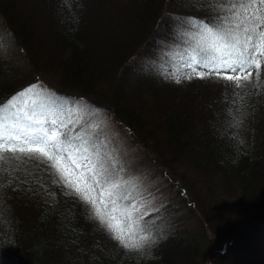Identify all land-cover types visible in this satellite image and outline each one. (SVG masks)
Segmentation results:
<instances>
[{
  "label": "trees",
  "instance_id": "trees-1",
  "mask_svg": "<svg viewBox=\"0 0 264 264\" xmlns=\"http://www.w3.org/2000/svg\"><path fill=\"white\" fill-rule=\"evenodd\" d=\"M236 3L0 0L6 22L0 27V62L8 67L0 66V83L6 75L8 87L14 86H0V105L10 99L18 105L36 102L35 119L52 108L60 131V120L76 117L63 115V108L81 109L88 119L111 109L121 129L155 154L150 162L155 158L165 165L167 184L176 194L141 218L139 234L150 243L140 252L127 251L98 228L85 210L89 204L48 163L0 162V264H207L213 249L214 264H264L263 248L250 244L261 233L257 241L263 244L264 224L245 234L264 220V62L251 69L250 80L242 79V87L223 92L221 106L207 117L194 119L196 93H178L193 80L222 87L227 76L236 75L201 66L206 48L194 40L202 35L187 23L194 18L213 27L227 24L223 18L232 15ZM193 61L195 66H187ZM21 65L33 70L28 79L14 75ZM46 71L56 74L59 89L43 80ZM38 84L46 90L22 92ZM9 112L23 119L20 107ZM65 130L71 141L76 128ZM64 163L72 168L71 179L82 173L67 153ZM14 202L23 205L26 218L12 208Z\"/></svg>",
  "mask_w": 264,
  "mask_h": 264
},
{
  "label": "rangeland",
  "instance_id": "rangeland-1",
  "mask_svg": "<svg viewBox=\"0 0 264 264\" xmlns=\"http://www.w3.org/2000/svg\"><path fill=\"white\" fill-rule=\"evenodd\" d=\"M4 24H6V22L1 16L0 27L4 28ZM200 37L201 39H199ZM202 37L203 36H197L194 40L196 41L195 44L200 43L204 48L209 47L211 41L205 40ZM169 51L172 50L168 49L167 52ZM193 53L195 59L197 54L195 51H193ZM181 56L187 57L188 55L182 54ZM1 61L0 66L3 67V60ZM20 61L25 64L28 60L24 57V60L20 59ZM196 62L197 61L190 62L187 66H195L194 64ZM3 68L7 69L8 67ZM18 69H20V71L16 72L14 75L20 77L23 73L21 78L24 79H28L27 76L33 71L30 66L25 68L23 65L18 66ZM35 77L36 75L34 74V78ZM43 80H45L47 84H50L51 90L59 89L57 87L59 79L56 77L55 73L49 71L44 72ZM221 85L222 87L210 82L193 80L186 86L180 87L178 93L180 91L182 96L196 93L194 97L195 103L192 104L195 108L193 115L194 119L199 118V114L207 117L215 108L221 106V94H223V92L237 88L234 81H229L227 79L223 80ZM0 86L2 88L6 87V90L14 87L13 85L8 87L6 75H4V79L0 83ZM34 88L35 89L31 92H37L39 89L46 90L40 87L39 84ZM32 96L33 95L30 93L27 95L26 99L32 98ZM13 105H15V107H20L24 113L26 108L36 109L30 113L31 115L36 114L37 110L40 109V107H37L38 104H36V102H33L32 105V101H23L21 105L13 103ZM211 107L213 108L210 109ZM104 108L101 112L91 113V116H88L89 119L84 118L83 113L85 112L81 109L75 107L63 108L61 111L63 115L76 114V117L72 120H60L62 131L58 130L61 133H65V129L68 126L76 128V136H74L71 141L67 139V143L70 147L64 155L67 153L68 157L81 169L82 173H87L91 177L86 183V186L90 188V193H88V195L96 199L97 205L101 208V211H103L105 207L110 209L112 200L115 199L121 206L131 208V206L135 205L140 210L139 215L142 218L145 213L149 214L153 209L161 208L168 199H172L176 194L172 192V188L167 184L165 165L162 163L160 166V162L158 160L155 161V158L153 162L156 163L150 162L151 159L155 157V154L152 152V157L147 152V147L141 144V141H134L123 129H121L122 127L113 115V111ZM45 115L44 118L39 120L44 121L43 127L49 129L52 127L50 121L53 119L57 121L56 117H58V114L51 108L47 110ZM85 149H87L86 152L84 151ZM64 167L67 169L66 173L68 176L71 177L70 170L72 168L69 167L67 163H64ZM114 185H119V187H114ZM121 196L125 197V199L121 200ZM84 202L87 201L84 200ZM88 204L85 210L93 215L92 205L90 203ZM12 208L19 212L20 218H26V214H24L25 209L22 204L18 205L17 202H14L12 203ZM136 215V213H133L134 218ZM94 219L98 228H104L97 218L94 217ZM140 222L141 219L139 223ZM190 224L194 227L198 226L197 221L193 218L190 220ZM263 224L264 220L256 224L254 223L245 234H255L256 228L261 227ZM258 238H262V233L253 235L250 244L256 246L255 250H261L263 248L260 251V253H263L264 242L262 241L263 244L260 245V242L257 241ZM215 253L216 250L213 249L208 254L207 264L215 263ZM254 257L255 255L253 253L249 255L247 260H252ZM248 262L250 263V261Z\"/></svg>",
  "mask_w": 264,
  "mask_h": 264
},
{
  "label": "snow or ice",
  "instance_id": "snow-or-ice-1",
  "mask_svg": "<svg viewBox=\"0 0 264 264\" xmlns=\"http://www.w3.org/2000/svg\"><path fill=\"white\" fill-rule=\"evenodd\" d=\"M230 11L232 15L223 18L224 21H228L227 24L221 21L213 27L194 18H189L187 23L196 28L205 40L211 41L209 47L204 49L207 55L202 58L201 66L210 68L211 72L215 73H219L221 69L236 73L227 76L226 79L234 81L239 88L243 86L242 79L243 81L251 79V69H260L261 63L264 62V0H237ZM242 73L244 75L241 78ZM199 75L203 78L204 73L201 72ZM34 87L30 86L22 92H31ZM21 94L17 93L18 96ZM14 107L10 99L4 105H0V112H9V109ZM22 115L23 119L19 112H9L8 116H0V162L14 160L26 163L29 160H37L48 163L66 187L75 189L82 199L92 205L94 217L111 234L112 239L118 241L127 251H142L145 245L150 243V238L139 234L143 232L139 223L140 210L135 205L131 208L121 206L113 199L111 208L105 207L101 211L96 199L88 195L90 188L86 183L91 177L87 173H80L73 180L65 174L67 169L62 166L61 161L70 147L67 143V133H61L57 129L55 119L50 121L52 128L46 129L43 127L44 121L35 119L33 115L27 113ZM120 199L123 200L125 197L121 196ZM133 213L137 214L135 218Z\"/></svg>",
  "mask_w": 264,
  "mask_h": 264
}]
</instances>
